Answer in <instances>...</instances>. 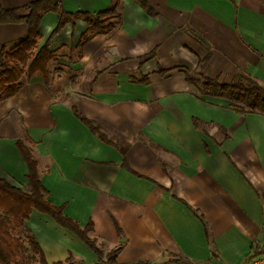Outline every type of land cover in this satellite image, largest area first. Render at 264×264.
I'll use <instances>...</instances> for the list:
<instances>
[{
	"label": "crops",
	"instance_id": "1",
	"mask_svg": "<svg viewBox=\"0 0 264 264\" xmlns=\"http://www.w3.org/2000/svg\"><path fill=\"white\" fill-rule=\"evenodd\" d=\"M35 1L0 0V7ZM115 1L64 0L63 9L94 16ZM145 1L155 16L136 0H119L116 28L81 50L88 30L81 17L51 38L59 14L44 15L40 47L50 40L58 58L49 81L24 78L19 93L0 102V179L28 187L17 146L24 141L49 200L82 227L92 222L105 253L121 249L118 264H248L264 251V116L202 95L187 74L204 62L209 79L247 76L264 89V0ZM27 35L25 24H0L7 50ZM151 53L156 58L141 67ZM26 223L49 263L70 254L97 262L49 215L34 210Z\"/></svg>",
	"mask_w": 264,
	"mask_h": 264
},
{
	"label": "trees",
	"instance_id": "2",
	"mask_svg": "<svg viewBox=\"0 0 264 264\" xmlns=\"http://www.w3.org/2000/svg\"><path fill=\"white\" fill-rule=\"evenodd\" d=\"M64 0H38L21 9L6 10L0 7V24H25L28 28L27 37L14 48L7 50L0 45V102L16 96L22 88V80L42 76L46 82L50 78V65L58 58L57 52L49 50V41L40 47V25L46 13H58L59 25L52 33L55 37L68 23L82 18L88 30L82 36L78 49L81 50L95 36L105 35L117 26L119 0L114 5L97 15L68 14L63 9ZM152 16H155L145 0H136ZM50 38V39H51ZM156 54H146L140 58V66L155 59ZM199 69L187 74V82L195 85L202 95L221 97L231 101L232 105L242 114H259L264 116V89L250 77L241 76L232 84H221L203 75L204 62ZM160 73H164L161 71ZM198 77L200 79L198 80ZM147 81V80H145ZM77 117L104 142L114 145L95 122L75 111ZM197 125V122H195ZM29 141V140H26ZM18 149L28 167L26 179L28 187L22 189L6 180L0 179V264H86L78 261L72 254L65 261L49 263L32 230L28 227L32 212L37 210L49 215L61 227L74 233L90 250L96 254L95 264H118L120 248L105 253L102 245L91 234L94 231L92 222L82 227L78 222L64 213V207L55 206L48 198L49 192L42 184L38 162L31 147L24 141L17 142ZM118 231L121 233L120 228ZM132 264H152L140 261ZM165 264H191L186 260L174 259Z\"/></svg>",
	"mask_w": 264,
	"mask_h": 264
},
{
	"label": "built area",
	"instance_id": "3",
	"mask_svg": "<svg viewBox=\"0 0 264 264\" xmlns=\"http://www.w3.org/2000/svg\"><path fill=\"white\" fill-rule=\"evenodd\" d=\"M248 264H264V251L254 253Z\"/></svg>",
	"mask_w": 264,
	"mask_h": 264
},
{
	"label": "rangeland",
	"instance_id": "4",
	"mask_svg": "<svg viewBox=\"0 0 264 264\" xmlns=\"http://www.w3.org/2000/svg\"><path fill=\"white\" fill-rule=\"evenodd\" d=\"M204 69V68H203ZM202 72H203V70H202ZM200 79V77H198V80ZM201 80V79H200ZM120 264V263H119ZM122 264V263H121Z\"/></svg>",
	"mask_w": 264,
	"mask_h": 264
}]
</instances>
